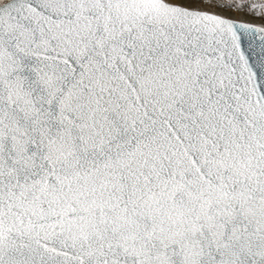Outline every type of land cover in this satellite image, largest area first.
Masks as SVG:
<instances>
[{
	"label": "snow or ice",
	"instance_id": "1",
	"mask_svg": "<svg viewBox=\"0 0 264 264\" xmlns=\"http://www.w3.org/2000/svg\"><path fill=\"white\" fill-rule=\"evenodd\" d=\"M0 264H264V0H0Z\"/></svg>",
	"mask_w": 264,
	"mask_h": 264
}]
</instances>
